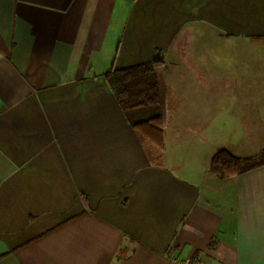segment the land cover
Masks as SVG:
<instances>
[{"label":"crops","instance_id":"crops-1","mask_svg":"<svg viewBox=\"0 0 264 264\" xmlns=\"http://www.w3.org/2000/svg\"><path fill=\"white\" fill-rule=\"evenodd\" d=\"M259 39L264 0H0V264H264V166L210 171L260 153L259 118L223 108ZM159 53L163 150L105 77Z\"/></svg>","mask_w":264,"mask_h":264},{"label":"trees","instance_id":"trees-1","mask_svg":"<svg viewBox=\"0 0 264 264\" xmlns=\"http://www.w3.org/2000/svg\"><path fill=\"white\" fill-rule=\"evenodd\" d=\"M162 65L163 56L159 53L154 62L121 71H110L105 76L141 140L160 150L164 149V130L167 122L166 95L157 75V68ZM263 166L264 150L257 156L241 158L227 149H221L212 158L210 171L221 178L230 179Z\"/></svg>","mask_w":264,"mask_h":264},{"label":"rangeland","instance_id":"rangeland-1","mask_svg":"<svg viewBox=\"0 0 264 264\" xmlns=\"http://www.w3.org/2000/svg\"><path fill=\"white\" fill-rule=\"evenodd\" d=\"M258 60H253L252 63V76H227L226 84H229L227 91L231 92V97H226V103L224 109L226 112L236 111L234 106L236 103L242 105L246 104L245 110L249 116L259 118V144L258 151L264 147V40H260L258 43ZM249 51V50H248ZM241 52L238 45L235 43H230L226 50L227 58L232 60ZM250 66V64H249ZM164 83L166 82V76H160ZM168 77V76H167ZM165 85V84H164ZM165 91L168 99L169 105V122L171 121V96L169 88L165 86ZM258 100V104H257ZM239 102V103H238ZM233 105V106H232ZM234 108V109H230ZM228 121L232 120L230 117ZM171 135L168 129V137Z\"/></svg>","mask_w":264,"mask_h":264},{"label":"built area","instance_id":"built-area-1","mask_svg":"<svg viewBox=\"0 0 264 264\" xmlns=\"http://www.w3.org/2000/svg\"><path fill=\"white\" fill-rule=\"evenodd\" d=\"M177 264H203L202 260L198 259L197 261H192L191 259H187L184 261H180Z\"/></svg>","mask_w":264,"mask_h":264}]
</instances>
